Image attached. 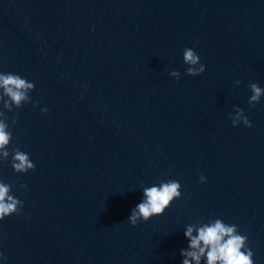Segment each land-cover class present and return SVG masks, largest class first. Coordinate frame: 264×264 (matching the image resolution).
Wrapping results in <instances>:
<instances>
[{
	"label": "water",
	"instance_id": "water-1",
	"mask_svg": "<svg viewBox=\"0 0 264 264\" xmlns=\"http://www.w3.org/2000/svg\"><path fill=\"white\" fill-rule=\"evenodd\" d=\"M185 48L203 74L187 75ZM0 72L39 101L8 113L9 152L36 168L0 162L24 203L0 221V264H183L187 227L217 219L264 264V96L249 104L264 0H0ZM237 107L251 128L233 126ZM170 179L181 197L133 227L143 187Z\"/></svg>",
	"mask_w": 264,
	"mask_h": 264
},
{
	"label": "clouds",
	"instance_id": "clouds-1",
	"mask_svg": "<svg viewBox=\"0 0 264 264\" xmlns=\"http://www.w3.org/2000/svg\"><path fill=\"white\" fill-rule=\"evenodd\" d=\"M184 62L189 65L187 75L199 76L206 71V66L201 63L200 57L192 48H185L183 53ZM170 76L180 78L179 71H172ZM241 81H236L239 86ZM251 92L249 104L255 107L264 96V88L258 83H250ZM35 90V84L22 78L19 74L0 72V162H7L11 156V166L16 173L27 174L35 171L36 165L31 161L30 156L21 151L18 147H13L9 152L8 148L13 140V133L9 128V120L15 125L19 120L16 113L10 117L8 113H15L24 104L39 106V101H33L30 93ZM48 108H42L41 113L46 114ZM235 115L231 116L233 126H239L242 122L246 127L251 128L252 122L245 115L242 108L235 109ZM200 182H206V177H200ZM27 190V184L22 185ZM12 185L0 179V221L12 215H22L24 203L12 194ZM181 184L177 180L161 181L159 185L143 187L142 201L132 209L128 220L133 227L137 226L141 220L149 221L154 216H161L165 213L172 202L181 197ZM194 231L197 233L194 235ZM184 235L189 240V248L181 250L184 257L183 264H200L201 258L206 255L207 264H254V252L248 247V237L239 232L235 224H227L220 219L210 224L196 228L194 225L187 227ZM0 258L6 259L3 252Z\"/></svg>",
	"mask_w": 264,
	"mask_h": 264
}]
</instances>
